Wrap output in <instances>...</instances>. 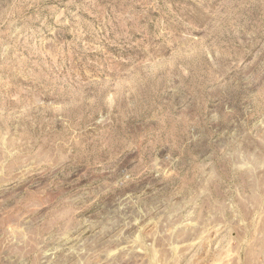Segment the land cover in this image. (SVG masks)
Returning a JSON list of instances; mask_svg holds the SVG:
<instances>
[{"label":"rangeland","instance_id":"obj_1","mask_svg":"<svg viewBox=\"0 0 264 264\" xmlns=\"http://www.w3.org/2000/svg\"><path fill=\"white\" fill-rule=\"evenodd\" d=\"M0 264H264V0H0Z\"/></svg>","mask_w":264,"mask_h":264}]
</instances>
